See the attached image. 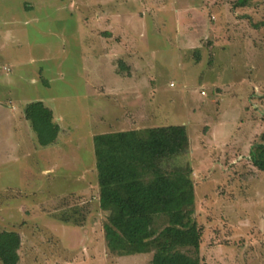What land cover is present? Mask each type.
I'll return each mask as SVG.
<instances>
[{"label": "rangeland", "instance_id": "374dc122", "mask_svg": "<svg viewBox=\"0 0 264 264\" xmlns=\"http://www.w3.org/2000/svg\"><path fill=\"white\" fill-rule=\"evenodd\" d=\"M70 1L0 0V230L20 235L17 264H150L106 247L92 141L146 128L186 148L168 164L191 168L200 264H264V0ZM37 100L58 131L45 147L24 118Z\"/></svg>", "mask_w": 264, "mask_h": 264}, {"label": "trees", "instance_id": "16d2710c", "mask_svg": "<svg viewBox=\"0 0 264 264\" xmlns=\"http://www.w3.org/2000/svg\"><path fill=\"white\" fill-rule=\"evenodd\" d=\"M248 1L237 0V6ZM23 112L38 145L54 144L58 131L43 101L25 103ZM156 137L146 128L92 138L99 206L107 214L106 247L113 255L152 252L150 264H200L202 228L194 217L191 168L168 164L186 148L178 150L171 139ZM253 164L264 172V145L259 146ZM20 244L18 232L0 230L1 264H17Z\"/></svg>", "mask_w": 264, "mask_h": 264}, {"label": "crops", "instance_id": "0c3cea01", "mask_svg": "<svg viewBox=\"0 0 264 264\" xmlns=\"http://www.w3.org/2000/svg\"><path fill=\"white\" fill-rule=\"evenodd\" d=\"M80 2H83V1H81V0H79ZM24 4H21V6H20V12L19 13H24V12H28V10H27V8H29V7H31V4L30 3H26V1H24L23 2ZM70 3H71V5L74 3L72 0L70 1ZM5 7H8V6H3V7H1L0 6V9H3V8H5ZM25 14V13H24ZM6 17H12L11 15H8V16H4V15H2V14H0V19L3 21V22H6L7 20L5 19ZM201 91H203V90H201ZM200 94H201V92H200ZM202 95V94H201ZM169 126H174V124L173 125H169ZM175 126H177V125H175Z\"/></svg>", "mask_w": 264, "mask_h": 264}, {"label": "built area", "instance_id": "2783aa9c", "mask_svg": "<svg viewBox=\"0 0 264 264\" xmlns=\"http://www.w3.org/2000/svg\"><path fill=\"white\" fill-rule=\"evenodd\" d=\"M201 94H204V91H201Z\"/></svg>", "mask_w": 264, "mask_h": 264}]
</instances>
